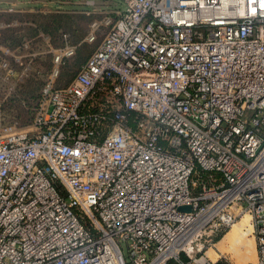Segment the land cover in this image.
I'll return each mask as SVG.
<instances>
[{"label": "built area", "instance_id": "2783aa9c", "mask_svg": "<svg viewBox=\"0 0 264 264\" xmlns=\"http://www.w3.org/2000/svg\"><path fill=\"white\" fill-rule=\"evenodd\" d=\"M115 1L61 87L53 50L33 134L0 137V264H214L244 213L264 264V0ZM14 50L0 31V69Z\"/></svg>", "mask_w": 264, "mask_h": 264}, {"label": "rangeland", "instance_id": "374dc122", "mask_svg": "<svg viewBox=\"0 0 264 264\" xmlns=\"http://www.w3.org/2000/svg\"><path fill=\"white\" fill-rule=\"evenodd\" d=\"M87 1L70 0L66 9L44 6L22 14L0 11V31L3 36L12 35L11 38L15 41H19L22 36L32 37L29 47H15L12 54H4L10 67L0 69V137L10 132L33 134L32 124L40 91L53 66V50L66 42L76 47L75 54L65 59L61 65L60 75L56 79V85L61 87L75 76L99 45L109 25L106 21L117 18L112 13L119 7L115 0H90V4ZM7 23L12 25L8 26ZM98 25L100 26L96 29ZM93 29L95 38L90 36ZM63 34H67V41ZM241 217L242 215L222 233L223 236L216 241V245L206 252L215 261L214 264L257 263L250 213L245 216L246 219L249 217V225L243 232L245 235L240 234L243 246L231 245L229 248V244L223 242V237L245 220ZM238 249L248 253L250 258H243Z\"/></svg>", "mask_w": 264, "mask_h": 264}, {"label": "crops", "instance_id": "0c3cea01", "mask_svg": "<svg viewBox=\"0 0 264 264\" xmlns=\"http://www.w3.org/2000/svg\"><path fill=\"white\" fill-rule=\"evenodd\" d=\"M70 3V0H0V11L10 12L12 14L18 13L22 14L26 11H31L39 7L49 6L52 8H67V4ZM13 7V11L8 9ZM30 45V43L28 44Z\"/></svg>", "mask_w": 264, "mask_h": 264}, {"label": "bare ground", "instance_id": "6f19581e", "mask_svg": "<svg viewBox=\"0 0 264 264\" xmlns=\"http://www.w3.org/2000/svg\"><path fill=\"white\" fill-rule=\"evenodd\" d=\"M247 215V213H244L241 217V219ZM249 225V217H247V219L245 218V220H243L241 222V224L237 227V228H233L230 232H228L224 237H223V242L226 243L227 245L229 244V248H231V245H237V247L240 245L241 247L243 246L242 244H244L242 242V239L240 237V234H242L244 232V230L246 229V227ZM253 226V225H252ZM248 229V228H247ZM244 234V233H243ZM245 235V234H244ZM252 243V242H251ZM228 247V246H227ZM228 248V249H229ZM231 250V249H230ZM240 252V253H239ZM238 253L239 254H243V258L246 256L249 257L245 252H241V249H238ZM234 255V254H233ZM245 255V256H244ZM209 257V256H208ZM250 258V257H249ZM209 259H211L209 257ZM248 259V258H246ZM212 260V259H211ZM202 264H205V260L202 259L201 260Z\"/></svg>", "mask_w": 264, "mask_h": 264}, {"label": "trees", "instance_id": "16d2710c", "mask_svg": "<svg viewBox=\"0 0 264 264\" xmlns=\"http://www.w3.org/2000/svg\"><path fill=\"white\" fill-rule=\"evenodd\" d=\"M21 21V20H20ZM10 37V38H9ZM12 35H8L7 37L4 35L3 36V40L9 45L11 46L12 48H15V47H18V48H22V44L24 42H29V43H32V40L31 38L29 37H26V36H22L21 39L19 41H15V40H12L13 38H11ZM19 42V43H17ZM223 236V234H220L218 237H217V240H219L221 237Z\"/></svg>", "mask_w": 264, "mask_h": 264}]
</instances>
